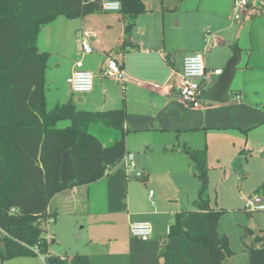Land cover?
<instances>
[{
  "label": "crops",
  "instance_id": "crops-1",
  "mask_svg": "<svg viewBox=\"0 0 264 264\" xmlns=\"http://www.w3.org/2000/svg\"><path fill=\"white\" fill-rule=\"evenodd\" d=\"M143 2L146 10L135 16L129 33L124 31L126 21L118 11L102 10L74 18L58 15L39 29L37 47L48 53L45 90L57 92L58 83L66 80L75 61L82 59L93 75V88L70 99L76 108L92 112L118 108L126 111L125 154L141 171L144 184H126L127 209L116 213L107 210L106 177L54 195L48 204V212L54 215L45 221L46 229L53 225H49L45 237L52 239L50 245L56 242L62 252H54L49 245L51 254L82 253L96 259L97 264H131L130 225L135 221H149V239L162 242L173 215L184 210L179 209L181 201L175 199L168 204L171 208L152 210L149 203L154 205L156 194L152 187H172L179 199L182 196L189 203L191 197L192 202L196 200L201 185L186 149L205 151L208 186L212 181H232L239 186L241 201L249 190L264 182V13H260L264 0H248L239 20L232 17L233 0ZM77 31L88 41L90 52L78 46ZM195 52L204 55L208 72L223 70L227 61L239 54L228 100L201 98L198 107L180 100L176 82L184 58ZM108 59L119 63L124 80L104 75ZM214 78L217 75L210 74L204 81V93ZM46 104L55 105L49 104L47 96ZM88 131L103 145H110L120 136V130L102 121L89 124ZM130 174L137 177L134 170ZM60 177L64 182L72 178L68 150L61 157ZM156 202L166 205L160 195ZM120 225L128 229L129 235L117 251H111L112 239H116L112 234ZM65 234L72 242L62 240ZM151 257L150 252L138 249L135 263L145 264ZM26 259H7L4 263L30 264ZM235 259L233 252L225 264H237Z\"/></svg>",
  "mask_w": 264,
  "mask_h": 264
},
{
  "label": "trees",
  "instance_id": "trees-1",
  "mask_svg": "<svg viewBox=\"0 0 264 264\" xmlns=\"http://www.w3.org/2000/svg\"><path fill=\"white\" fill-rule=\"evenodd\" d=\"M118 11L130 32L143 0H119ZM101 0H0V261L43 255L46 264H97L87 254L49 253L52 239L43 235L52 197L60 191L106 177L107 210L127 209V176L119 163L126 153L123 108L88 111L72 99L47 107L45 76L48 53L37 47L42 25L58 15L67 18L101 11ZM264 13V10H260ZM95 121L120 130L110 145L88 131ZM68 150L72 178L60 177L61 157ZM200 180L194 210L173 215L166 237L130 238V262L138 249L152 254L145 264H225L233 251L230 238L218 232L223 209L210 207L205 151L186 149ZM264 197V182L256 191ZM247 264H264V228L245 227ZM163 249L159 252V249ZM144 264V262L142 263Z\"/></svg>",
  "mask_w": 264,
  "mask_h": 264
},
{
  "label": "rangeland",
  "instance_id": "rangeland-1",
  "mask_svg": "<svg viewBox=\"0 0 264 264\" xmlns=\"http://www.w3.org/2000/svg\"><path fill=\"white\" fill-rule=\"evenodd\" d=\"M78 46L80 47V44ZM79 94L85 95L86 93H77V92L72 93L70 90L69 84L66 82L65 79L64 81H60L58 83L57 92H53L52 90H48V89L45 90L47 101L49 102V104H52V105L56 104L57 100H58V103H62L70 99V97L75 99L76 96ZM262 164L264 165V163ZM127 178L129 179V182H127V184L134 183L136 181L144 185L142 177L133 178L131 177V174H129ZM210 183L211 184L208 186V190L210 191L209 201L211 202L210 203L211 206L216 207L218 209L220 208L224 209V212L221 214L219 218L220 221H219L218 232L220 234L224 233L228 236V238H230V247L233 250L234 254L236 255V259H235L236 263L246 264L245 261L247 258V255H246L247 252L245 251V245H244L245 238L242 236L244 234L245 227H249L254 231H257L259 228L264 227V197L259 195L262 200L261 205L263 206V208L249 212L248 210L244 209L245 198L258 195L255 192L258 186L254 188L255 190H249V192H247L248 194L243 199L244 201H241L239 200V193H238L240 189L236 183L229 181V180L223 183H220V182L216 183L215 181H212ZM152 188L153 190L156 191V194L154 197L155 201L153 202L154 205L149 203V206L152 210L156 209L160 211L162 210V208H168V207L171 208L172 206H168V204L169 205H171V203L173 204L175 202L173 199H175L177 202L181 201V203L179 204L180 205L179 209L181 210L190 211V210L197 209L195 204L191 201L193 200L192 199L193 197H191V199L189 200V203L185 202V199L182 198L181 195H183V193L185 192V189L181 190L182 191V193L180 192L181 199H179L176 193V189L172 187H168L167 189H165V187L164 188L160 187L157 189L154 186ZM246 189H248V187ZM147 191H148V188H147ZM157 195H160L161 201L166 204L165 206L159 205L156 202ZM167 199H171V200H167ZM49 225H48V228L43 231L44 236H47ZM111 234L112 233H110V235ZM127 234L129 235V231L124 225H120L118 229L114 230V233L112 234V236H115L116 239L115 238L112 239L113 244H111V251H117L120 248L119 245L121 244V242H125L124 238H125V235ZM65 235H66L65 236L66 238H62V240L72 242L73 239L67 238L68 237L67 234ZM50 246L52 249H54V252L56 253L62 252V249L56 242H52ZM114 246H117V247L114 248ZM38 257L39 258L37 259L33 257H28V256H26L25 258H27L26 260L29 261L30 264H46V262L44 261V254L39 255ZM25 258L14 257V258H10L12 260H9V261L16 262L18 259H25ZM4 262H7V261H0V264H5Z\"/></svg>",
  "mask_w": 264,
  "mask_h": 264
},
{
  "label": "built area",
  "instance_id": "built-area-1",
  "mask_svg": "<svg viewBox=\"0 0 264 264\" xmlns=\"http://www.w3.org/2000/svg\"><path fill=\"white\" fill-rule=\"evenodd\" d=\"M101 9L105 12L119 11L121 3L119 0H101ZM248 0H233L232 4V17L235 20H239L243 12L246 10ZM79 37V44L84 52H90L91 46L88 41L84 38L83 33L77 31ZM104 75L115 77L118 80H124L125 74L123 73L119 63L114 59H108L106 61V68ZM210 74L221 75V69H214L208 72L205 68L204 55L202 52H195L187 55L184 58L183 66L176 82V89L178 97L185 104L191 107H198L203 91V83L206 79L210 78ZM66 82L69 84L72 93H89L93 88V75L89 70L84 67L82 59L75 61L74 68L66 78ZM157 86V85H154ZM264 162V153L262 155ZM124 167L125 174L128 177L130 172L134 170L135 176L141 177L142 173L137 170L135 162L132 161L131 157L124 155L119 162ZM153 191H149V198L152 201ZM262 200L259 195L245 198L244 209L249 212L263 208L261 205ZM152 233V225L149 221H135L130 225L131 237H136L140 240L146 241L150 238Z\"/></svg>",
  "mask_w": 264,
  "mask_h": 264
},
{
  "label": "water",
  "instance_id": "water-1",
  "mask_svg": "<svg viewBox=\"0 0 264 264\" xmlns=\"http://www.w3.org/2000/svg\"><path fill=\"white\" fill-rule=\"evenodd\" d=\"M239 60V54L235 53L223 67L222 74L218 75L216 80L205 89V93L202 96L203 100H211L215 102H224L229 99V84L234 75V68ZM163 249H160L162 251Z\"/></svg>",
  "mask_w": 264,
  "mask_h": 264
}]
</instances>
